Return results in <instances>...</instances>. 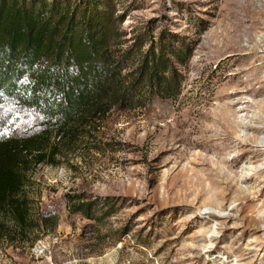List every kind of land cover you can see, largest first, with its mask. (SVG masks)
<instances>
[{"label":"rangeland","instance_id":"1","mask_svg":"<svg viewBox=\"0 0 264 264\" xmlns=\"http://www.w3.org/2000/svg\"><path fill=\"white\" fill-rule=\"evenodd\" d=\"M97 1L110 10L121 51L136 44L139 34L147 40L139 54L151 48L157 54L160 41L190 51L185 63L184 58L176 62L165 56L178 94L150 95L145 87L139 94L144 101L125 109L116 106L94 137L80 141L58 165L30 166L23 191L32 217H52L55 225L41 224L19 241L3 234L0 264H264V227L251 212L264 201V177L243 171L262 169L263 158L251 164L243 154L235 164L231 160L237 151L229 148L222 158L231 163L205 176L200 148L186 149L182 158L185 135L190 131L191 140H200L197 124L218 106L234 104L239 113L233 117L227 112V121L229 130L241 137L247 133L236 123L248 125L255 114L261 118L256 128H264V114L257 108L264 105V93L218 99L233 89L252 87L243 85L250 73L241 71L257 66L253 59L264 56V46L250 59L233 50L232 41L235 35L241 46H247V36L264 40V10L255 14L247 0ZM255 21L260 24L253 29ZM137 57L128 63L127 73L137 67ZM0 121L5 123L1 136H30L42 129L32 111L14 104L0 106ZM257 137L263 142L264 131ZM220 193L227 195L221 202L224 210L218 220L209 218L207 209L217 213L209 197ZM70 197H77L73 203L89 204L88 211L99 218L70 209ZM236 197L241 198L239 214L231 212ZM102 209L106 214L101 216ZM228 215L239 221L227 220ZM1 219L9 229V218Z\"/></svg>","mask_w":264,"mask_h":264},{"label":"trees","instance_id":"2","mask_svg":"<svg viewBox=\"0 0 264 264\" xmlns=\"http://www.w3.org/2000/svg\"><path fill=\"white\" fill-rule=\"evenodd\" d=\"M101 3L0 0V106L32 111L42 128L30 136L0 135V238L6 233L19 241L41 224L55 225L52 217H32L23 191L30 166L58 165L80 141L94 137L116 106L125 109L144 101L139 94L145 87L150 95L178 94L165 56L176 62L184 58L185 63L190 51L180 43L175 47L178 43L160 41L157 54L152 48L139 54L147 43L141 34L121 51L120 34ZM135 55L137 67L127 73ZM76 199L70 197V209L99 218L88 211L89 204L73 203ZM1 216L9 218V229Z\"/></svg>","mask_w":264,"mask_h":264},{"label":"bare ground","instance_id":"3","mask_svg":"<svg viewBox=\"0 0 264 264\" xmlns=\"http://www.w3.org/2000/svg\"><path fill=\"white\" fill-rule=\"evenodd\" d=\"M250 8L254 11L255 14H261L264 10V1L263 0H247V8ZM249 9V10H250ZM260 24L258 21H255L252 28L255 29L256 26ZM251 28H248L250 30ZM225 42H228L226 40ZM233 42V50H236L237 52H243L245 55H247L248 58L255 57V54L257 50L261 49L264 46V40H260L256 42L253 40L250 36H247L246 44L247 46H241L240 45V39L238 36H234ZM262 44V45H261ZM264 53V52H262ZM235 62H243L244 60H234ZM259 61V62H258ZM258 62L257 66L254 67L253 65H249L248 67L243 68L241 73L249 72L250 76L249 79L244 82L243 85L246 86H252L250 89H246L243 91L242 89H233L230 94H220L218 96V99L225 98L228 100L234 99V98H240L245 96H252L259 97L264 93V76L259 77L258 75H264V56L262 57H255L253 59V63ZM253 83V85H252ZM242 85V86H243ZM254 85H258L257 88H254ZM244 102L242 105H245ZM234 104L227 103V105L218 106V110L215 111L211 116H203L201 118V123L197 124V129L200 133V140L194 141L190 139L191 132L187 131L188 133L185 135V142H184V152L182 158L185 156L186 149L198 147L201 150V156H198V160L200 162V165L203 167L202 172L204 173V176L207 174H210L208 172H221V167L224 165H229L231 162H234L237 164L238 162L242 161V155L248 154L249 161L251 164H255L259 162V158H263L264 161V141L259 142L258 141V134L260 132L264 131L263 129L256 128L257 124L261 123V118L257 116L256 114L253 115L250 120L249 124L245 125L242 122H237L236 127L240 130H243L247 134L245 136L237 135V133L233 132L230 129V124L227 121V112L231 114V116L235 117L239 112H236L234 110ZM250 107H248L249 109ZM258 111L261 114H264V105H258L257 106ZM242 113L248 115V111H242ZM186 123V122H185ZM189 123V122H188ZM188 126V125H187ZM231 143V146L229 147V144ZM253 143V145H251ZM236 150L237 154L232 158L231 162H227L222 158V152L227 149ZM211 155L215 158V161H212L208 156ZM246 157V158H247ZM243 171H247L249 175L251 176H258L261 175L264 177V166L262 169H243ZM202 180V179H201ZM199 180V182L201 181ZM246 177H243L242 181L246 182ZM190 184V183H188ZM241 191V190H239ZM252 196H255L258 198L257 193L253 194L248 191ZM227 197L226 194L220 193L217 195H211L212 198L210 200V204L212 206H215L216 209L215 213H211L209 209H207V212L205 213L206 216L209 218H217V220L220 218V214L224 210V205L221 203L225 200ZM241 198H234V201L236 202V207L231 210L233 214H239L241 213L240 201ZM212 209V207H211ZM214 210V209H213ZM252 214L255 216L256 224L259 225V227H264V201L261 203L259 207H254L251 209ZM252 215V216H253ZM227 220L231 221H239L238 217H234L232 215H228ZM244 220L242 219L241 225L246 226L244 224ZM258 227V228H259ZM260 229V228H259ZM264 234V229L260 230Z\"/></svg>","mask_w":264,"mask_h":264}]
</instances>
